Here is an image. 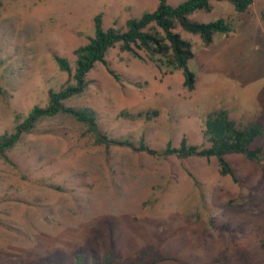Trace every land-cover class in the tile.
<instances>
[{"label":"rangeland","instance_id":"rangeland-1","mask_svg":"<svg viewBox=\"0 0 264 264\" xmlns=\"http://www.w3.org/2000/svg\"><path fill=\"white\" fill-rule=\"evenodd\" d=\"M158 3L0 0V134L14 129L17 113L45 106L50 88L73 82L55 55L74 63V50L95 33L97 14L106 29L126 28L128 19ZM190 17H222L235 28L205 46L177 25L193 45V90L165 57L141 52L140 58L116 45L88 73L86 91L66 105L94 108L108 136L159 150L183 137L207 145L205 120L217 109H227L240 126L264 123V0L244 12L213 1L212 11ZM155 110L150 119L122 113ZM257 146L260 161L227 156L235 181L220 173L214 157L107 148L68 115L43 118L0 156V264H77L78 254L85 264L107 258L108 264H264V136Z\"/></svg>","mask_w":264,"mask_h":264},{"label":"trees","instance_id":"trees-1","mask_svg":"<svg viewBox=\"0 0 264 264\" xmlns=\"http://www.w3.org/2000/svg\"><path fill=\"white\" fill-rule=\"evenodd\" d=\"M213 1H227L236 11L244 12L254 3V0H184L178 5H171L168 0H159L158 6L153 11L144 12L140 17H132L127 20L126 28L103 26V15L99 13L94 18L95 33L89 41L74 50V63L67 57L55 55L60 69L66 71L73 82H68L60 89L50 88L48 91V103L45 106L35 105L26 114L15 115V126L12 131L0 134V156H6L7 152L16 147L24 136L35 131L43 118L58 114L68 115L78 122L85 124L88 132L95 139V143L110 146H126L145 151L149 154L169 157L176 156L185 159L193 156L216 158L220 167V173L231 176L237 180L235 170L228 161L230 154H243L248 160L260 161L263 159V148L252 147L253 142L264 136V123L253 121L245 126L237 124L232 119L227 109H217L207 114L204 138L207 145L190 144L183 137L178 146L168 143L164 149H155L141 141L138 146L130 139H119L108 136L102 132L99 126L98 114L90 106L66 105V101L73 96L83 94L89 86L87 75L97 63H106V55L110 48L120 45L122 50L143 58L144 52L150 59L159 55L166 58L167 64L174 69H181L184 73V86L193 90L196 86V73L190 68L189 62L194 58L192 43L183 38L175 30L177 25L184 30L201 37L202 44L209 46L213 42L216 33H231L235 31L233 24L225 18L204 22L194 20L190 14L195 11L210 12L213 9ZM108 71L120 80V75L112 68ZM158 111H141L131 114L123 111L126 116L150 119L152 114ZM7 157V156H6ZM113 254L114 250H109ZM82 254L76 256L77 264H85ZM94 260L92 264H108Z\"/></svg>","mask_w":264,"mask_h":264}]
</instances>
